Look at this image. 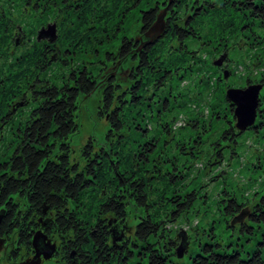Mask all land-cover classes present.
<instances>
[{"label":"trees","instance_id":"obj_1","mask_svg":"<svg viewBox=\"0 0 264 264\" xmlns=\"http://www.w3.org/2000/svg\"><path fill=\"white\" fill-rule=\"evenodd\" d=\"M18 1L0 0V36L5 39L0 40V59L4 62L8 55L13 57L10 50L16 26L21 30L16 32L20 38L26 34L30 38L28 47L12 58V65L1 64L11 70L15 80L11 79L8 87L2 81L0 98L7 96L6 88L11 93L18 86L23 68L27 102L11 112V95L9 103L6 100L0 108V232L9 230L17 249L25 251L34 250L31 240L39 232L45 242L54 244V264H264V184L253 192L251 200L244 196L238 199L224 189L226 198L216 201V209L223 210L224 227L257 232L258 247L242 252L226 250L218 242L200 243L197 252L188 254V262L177 260L188 253L190 237L176 222L184 220L188 229L197 226L196 221L191 224L188 220L191 212L196 213V190L186 186L192 184L197 172H214L209 180L216 177L225 163L223 148L231 151L229 143H234L233 137L240 131L232 128L233 107L224 99L217 76L212 83L203 78L207 80L203 89L198 85L185 89L190 94L175 91L200 62L192 44L200 47L204 43V50H212L204 53L207 60L209 54L223 48L216 39L210 42L212 48L202 42L204 29V35L217 26L230 34L249 33L251 40L264 48V0H222L219 5L213 3L215 0H159V6L146 10L145 0H90L86 8L75 0L80 11L64 12L69 19L62 25L64 40L55 38L52 42L36 40L41 26H25ZM163 8V29L155 39L126 38L119 29L124 19L137 13L141 36H145ZM73 18L75 31L66 32ZM120 33L119 46L114 53L105 52L106 63L99 61V68L73 59L101 51L103 40L112 41ZM125 58L130 62L126 79L113 78L108 72L100 89L97 114L107 124L104 143H94L88 137L79 148L78 159L71 160L68 139L77 130L78 95L88 96L98 89L97 79L103 71L97 76L94 72L105 64L114 68ZM219 91L222 107L230 108L229 117L211 110ZM178 92L180 104L193 100L201 109L209 107L199 126L194 117L202 111L194 113L185 106L195 116L187 117L191 124L181 121L195 129L193 134L183 135L179 128L174 134L170 131L176 118L169 100ZM3 132L7 135L4 139ZM187 140L196 146L185 148ZM168 145H174L171 150H187L176 154L189 157L181 162L176 154L170 157ZM201 157L200 166L195 167L193 160ZM193 167L196 172L191 176ZM241 213L243 219L234 223ZM127 219L132 224L130 231L122 230ZM177 247H183L180 257L176 256Z\"/></svg>","mask_w":264,"mask_h":264},{"label":"rangeland","instance_id":"obj_2","mask_svg":"<svg viewBox=\"0 0 264 264\" xmlns=\"http://www.w3.org/2000/svg\"><path fill=\"white\" fill-rule=\"evenodd\" d=\"M70 1L71 0H55L56 4L52 6L53 10H51L49 8L44 9L41 6L34 7L33 5L35 3L30 4V6H28L29 8L24 9L23 7L27 6L29 0H19L18 5L22 8V11H20V13L23 14L21 20L24 23L26 22L27 24L25 26L28 27L34 24H40L38 26L41 27L54 25L55 38L64 40V30L62 28V25L64 22L65 24H67V22L69 21L64 12L80 11L77 10V6H75L74 8L72 6L70 7ZM76 1L80 6H83L85 8L91 5L90 0ZM231 1L234 2L237 0ZM221 2L222 0H215L213 3H215V5H219ZM154 5L159 6V0H145V4L143 7L146 10L147 8H151ZM234 6H236L237 8H241V5L239 4H235ZM234 6H231V18H233L235 15L232 14L234 11ZM91 10H94L93 6ZM165 11V8L159 11L160 13H162V20L164 18ZM159 12L156 13V15L159 14ZM124 20L119 24V29L122 30L126 38H135L137 41H143L144 38L146 39V36L149 34V32L145 36H141V21L137 13L128 16V19H126L125 21ZM72 22L73 24H71V28L66 27V32L71 31L72 33H74L76 18H73ZM102 24L103 23H100L99 26H102ZM15 29L16 32L19 33L20 28L16 26ZM107 29L108 27L106 26V30ZM27 31L28 30L26 29V33ZM16 32L14 31V44L11 51L14 50L15 53H19L20 51L22 52L28 47L30 38H28V34H26V36H23L22 38L27 37V40L25 39V41H22V38H20L19 34H16ZM205 32L206 29L202 30L201 32L203 33L202 36H200L202 42H207V44H209V46L211 47L210 42H213V40L216 39L215 41L223 43V48H218L217 54H209L207 60L204 53H208L212 50H210V48L208 47L204 50V47L202 46L204 43H202L200 47L197 43L192 44L191 48L198 51L197 57H199L200 62L197 61L198 65H195L191 69V72L188 73L185 80L179 82V84L175 88V91L180 90L184 93L190 94V92L185 89H193L194 85H198V88L201 87L203 89L206 87L205 81L210 79V83H212L214 81L213 78L216 76L220 83L219 88H223V95H225V90L227 88H245L248 85H260V88L258 89L255 98L256 105L253 121L251 123L252 125L248 126L251 128V130H240L235 126L236 121L235 123H233L232 128H236V130L240 131V133H235L236 135L233 137L234 143L232 141L231 144L228 142L229 145H231V151L228 148H223L222 154L224 155L225 163L220 169V172L216 174V177L213 180H209V177L211 174H214V172L211 174H203V172H197V177L194 178L192 184L189 183L186 186L188 190H196V200L194 203L196 213L194 214L193 212H191L188 215V220L191 221V224H194V222L196 221L197 226H192V228L190 227V229H188L185 225L186 222L184 220L176 222V225H182L181 230L184 233L185 231H187L190 237L188 253H184L182 259L177 258V260H181L184 262H188V254H193L194 252H197L199 250L200 246L198 245L200 243L205 244L218 242L220 245H223L226 250L231 251L233 249H236L242 252H250V250H253L254 248L259 246L257 244V242L259 241V235L256 234L257 232H255L254 234H250L245 230L241 232L239 231L238 226H235L233 229H226L224 227V217L221 216L223 210L221 208V211L216 209V201L221 198H226V196H224V194L222 193L224 189L228 192H231L238 199L244 196V199L251 200L252 198H254L253 192L256 190L258 191L264 184V48L260 49L256 41L251 40L249 33L246 34L244 32H231L230 34L227 33V30H219V26L215 27L211 31L212 33L208 32L207 35H204ZM120 36L121 33L118 34L117 38L113 39L112 41L103 40L101 45L103 48L101 49V51L95 54L85 53V56L77 55L74 56L73 59L78 61L76 63L80 65H85L86 63L89 65L95 64V67L99 68L101 66L99 61H103L106 63V60L104 58L105 52L113 51L114 53L116 51V48L119 46L121 41ZM48 37L49 36L45 37V39L40 38V40H47ZM257 38L259 39V37ZM258 41L261 42L260 39ZM3 51L4 49L1 48V52ZM12 58L14 57L8 56L4 60V62L10 63L12 62ZM2 61L0 60V63ZM202 61H206V64H203ZM218 61L219 65H216L217 68H212L211 64L213 65ZM71 64L72 66H74L75 63L73 60H71ZM129 66L130 62L127 60V58L123 59V61L119 62L117 66H115L114 68L112 67L111 69L108 68L106 64L103 65L102 69L100 68L101 71L94 72V76H97L100 72L103 71V73H101L97 79L99 81L97 85L98 89L88 96L78 95L76 99L77 109L74 117L77 124V130L73 134H71L68 139L71 148V152L69 154V158L71 160L78 159L79 148L87 140L88 137H91L94 140V143H104V134L107 130V124L104 118L99 117L97 114L100 89L106 81L108 72H110V74L112 73L111 76L113 78L124 81L126 79V71L129 69ZM203 78L207 80H203ZM11 79L15 80L14 78H12V76ZM208 89L211 90L210 87H208ZM221 92L219 91L215 95V104L211 107V110L219 111L221 115L228 116L230 113V108L222 107V97H219ZM178 94L179 92L175 93L172 100H169L173 107L172 111L175 110V113L173 112L172 114L176 118L174 123L170 125V131H172L174 134L179 128V132L183 135L185 133L193 134V131L195 129L181 121L185 119L186 123L191 124L187 117L195 116L189 114L191 111H189L190 109H187L186 107L189 106V108L193 109L194 113H196L198 110L202 111V113L198 112L199 116L194 117L195 119H197V125L199 126L203 116L206 117L209 114V107H204L201 109V105H193V100H188V103L184 102L183 104H180V98ZM191 97H195V94ZM224 99L229 102L226 95L224 96ZM218 107H220V110L217 109ZM182 108L183 110L181 111ZM231 113L234 117L233 108ZM232 120L233 118H231V121ZM2 135L3 139L5 138V136H7L5 132H3ZM186 139L183 140V143H185ZM221 143L226 144L225 139H222ZM183 146L187 148L188 146H196V144L194 142L190 143L189 140H187L186 144H183ZM171 147H174V145H168L166 148L167 154L170 157L174 156V154L176 153L187 151L171 150ZM201 147L204 148V146ZM176 156L179 158V162H181L184 158L189 157L188 154H176ZM202 160V157L194 159V166L199 167ZM195 172L196 168L193 167L191 168L189 175L193 176L195 175ZM199 195H201V197H199ZM242 217L240 219L237 218L234 223H238L239 221H241L243 219ZM248 225L254 226L255 224L252 222H248ZM131 226L132 224L130 220L127 219L125 225L122 226V230L124 228H127L126 230L130 231ZM210 226H213L211 230ZM12 243L13 241L11 239V243H8L7 245L0 248V264H13L12 261L7 259V255ZM40 243H45V241ZM185 243L186 247L188 245V241L186 240ZM41 259L42 260L39 264H54V259L52 257L44 259L41 255Z\"/></svg>","mask_w":264,"mask_h":264},{"label":"water","instance_id":"obj_3","mask_svg":"<svg viewBox=\"0 0 264 264\" xmlns=\"http://www.w3.org/2000/svg\"><path fill=\"white\" fill-rule=\"evenodd\" d=\"M170 2V0L168 1ZM162 13L156 15V19L152 24V27L149 29V34L147 37L150 40L151 38L158 37L163 29V20L161 19ZM49 42H52L55 39V27L54 25H47L46 27H41L36 33V40H40V38L45 39L47 37ZM215 65H219V61L215 62ZM260 85H248L245 88H227L225 90V95L230 102V105L233 107V115L235 117L236 124L235 126L244 130L246 127L252 125L254 113H255V105H256V95ZM243 213L236 216L234 220L237 218H241ZM44 241V236H42L39 232L34 233L31 244L34 248V252L37 249V246L40 242ZM54 244H49L48 241L43 243L42 251L39 253H35V256L41 254L44 259H48L51 257L54 251ZM182 247L176 248V256L180 257L182 254ZM26 264V263H25Z\"/></svg>","mask_w":264,"mask_h":264},{"label":"flooded vegetation","instance_id":"obj_4","mask_svg":"<svg viewBox=\"0 0 264 264\" xmlns=\"http://www.w3.org/2000/svg\"><path fill=\"white\" fill-rule=\"evenodd\" d=\"M33 3H35L33 5L34 7L41 6L44 9L45 8H49L51 10H53L52 6H54L56 4L55 0H29V2H28L29 6H30V4H33ZM70 3H71L70 7L71 6L72 7L75 6L74 5L75 0H71ZM25 39L27 40L26 37H25ZM0 40H5V39L3 38V36H0ZM43 41H46V40H43ZM10 52L13 54V57L15 58L17 53H15L14 50H12V51L10 50ZM8 56L10 57V55H8ZM2 63H3V61L0 63V74L3 72V76L0 75V86L7 85V87H8L9 85H11L10 84V82H11L10 69L7 68V67H6V69H5V67H2V65H1ZM12 63H13V61L8 63V65H12ZM22 69L20 68L21 73H20V80H18L19 81L18 86H16L15 89H12L11 93L8 91L10 89H7V88L5 89L6 92H7V96L3 100L0 98V108L2 106H4V104L6 103V100L9 97H11V95H13L12 98H11L12 103L10 102L12 107H13V108H11V112L15 111L16 108L25 107L26 102H27V94H26V90L27 89H26V85H25L26 76L23 75V70ZM3 80H4V83H6V84H4L2 82ZM7 102L9 103L8 100H7ZM13 135L15 137H17L16 133H14ZM8 232H9V230H5L3 233L0 232V236H1L0 237V242H1L0 243V248L2 246L7 245L8 243H11V240H10L11 238H10ZM17 247L18 246L15 243H12L11 244V248H10V250L8 252V255H7V259L10 260V261H12L15 258L17 259L14 262L12 261L13 264H19L17 262L26 263V264H30V263L31 264H36V263L39 264L41 262V260H42L41 259V254H39L38 256H35L36 255L35 253H37V252L40 253L41 250H42V246L38 245L35 252H34V250L25 251V250L20 249V248L17 249Z\"/></svg>","mask_w":264,"mask_h":264}]
</instances>
